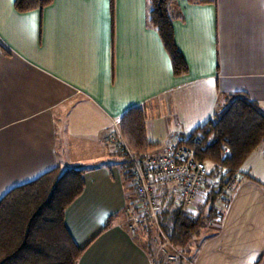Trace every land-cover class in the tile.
<instances>
[{
  "label": "crops",
  "instance_id": "crops-1",
  "mask_svg": "<svg viewBox=\"0 0 264 264\" xmlns=\"http://www.w3.org/2000/svg\"><path fill=\"white\" fill-rule=\"evenodd\" d=\"M13 1L0 0V198L52 168H80L83 190L64 213L84 247L76 264H152L127 228L124 160L102 136L143 106L157 154L236 92L264 110V0H172L182 74L148 24L147 0H52L27 12ZM238 176L186 264H264V142Z\"/></svg>",
  "mask_w": 264,
  "mask_h": 264
},
{
  "label": "trees",
  "instance_id": "trees-1",
  "mask_svg": "<svg viewBox=\"0 0 264 264\" xmlns=\"http://www.w3.org/2000/svg\"><path fill=\"white\" fill-rule=\"evenodd\" d=\"M207 2L213 0H195ZM52 0H14L18 12L42 9ZM148 24L158 32L174 74L187 71L186 62L174 41L169 6L172 0H147ZM146 115L143 106L129 108L120 118L119 129L128 146L137 153L151 150L146 137ZM194 157L212 164L209 177L218 184L208 185L205 199L193 211L175 207L167 188H159L161 211L158 223L164 236L184 253L189 252L193 238L214 217V203L223 187L232 183L250 153L264 142V110L245 92L230 96L224 106L186 136ZM198 138L199 142L193 141ZM123 158V157H122ZM124 167L125 162L123 163ZM126 169V168H125ZM126 176H129L125 170ZM237 179L232 188L237 184ZM84 187L82 170L52 168L34 180L15 186L0 198V264H76L84 247L70 235L65 222L66 208ZM222 204L227 202L223 197ZM210 207L205 210V204ZM219 219V218H218ZM112 218H108L104 227ZM145 247H151L152 264H172L155 254L152 242L155 231L149 223L141 225ZM213 230V229H212ZM210 232L204 234L202 238ZM201 238V239H202ZM203 240V239H202ZM176 264H184L179 257Z\"/></svg>",
  "mask_w": 264,
  "mask_h": 264
},
{
  "label": "built area",
  "instance_id": "built-area-1",
  "mask_svg": "<svg viewBox=\"0 0 264 264\" xmlns=\"http://www.w3.org/2000/svg\"><path fill=\"white\" fill-rule=\"evenodd\" d=\"M186 138L177 132H170L162 152L148 154L137 153L128 146L120 132L119 122L114 121L113 128L102 136L104 142L123 157L131 179L134 197L124 208L128 231L135 236L142 224L149 223L156 233L152 242L158 255L171 260L182 255L179 252L169 254L167 251V246L171 248L174 245L159 227V188H167L174 206L189 212L195 204L204 200L209 184H218L217 180H210L211 165L194 157L193 149L185 142ZM193 141L199 142V139L194 138ZM238 175H234L233 182L238 179ZM231 188V183L223 187L219 202L230 193Z\"/></svg>",
  "mask_w": 264,
  "mask_h": 264
},
{
  "label": "rangeland",
  "instance_id": "rangeland-1",
  "mask_svg": "<svg viewBox=\"0 0 264 264\" xmlns=\"http://www.w3.org/2000/svg\"><path fill=\"white\" fill-rule=\"evenodd\" d=\"M116 153V152H115ZM207 165H211V167L213 166L212 164H207ZM238 180V179H237ZM239 181V180H238ZM238 181H237V183H238ZM235 182V181H234ZM234 182H232L231 183V186H232V184L234 183ZM234 188V187H233ZM231 192H232V188H231V191H230V193L228 194V195H226V197L228 198L229 197V195L231 194ZM205 199V198H204ZM199 204H201V202H199V203H197V204H195L194 206H193V208L194 209H196L197 208V206L199 205ZM214 205H215V208H216V211L215 212H221V205H223L222 204V202L220 201L219 202V200H217L215 203H214ZM210 207V203H206L205 204V210H207L208 208ZM194 209L192 210L193 212H194ZM218 218L219 217H214V219H211L210 221H208L207 223H206V225H205V227L204 228H202L200 231H199V233H198V236H195L194 238H193V241H192V244H191V246H190V248H189V252H187V253H184L180 248H178L177 246H175L174 245V247H171L170 248V246H167L166 248H167V251H168V253L170 254V252H175V253H177V252H179V253H181V255L182 256H180V258L182 259V261L184 262V264H186L187 262H188V260H189V258H190V256H192L193 254L192 253H194L195 251H196V249H197V247H198V245L201 243V241H202V236L204 235V234H206V233H208V232H210V231H212V229H215L217 226V222H218ZM142 230H141V226L138 228V230H137V233H136V238H138V239H140V238H143L144 239V236H142ZM156 233H153V236L155 235ZM153 236H152V239H153ZM202 238V239H201ZM166 261H168V262H173L172 264H176V262H177V260L179 259V257H176V258H174L173 260H171V259H169V258H164Z\"/></svg>",
  "mask_w": 264,
  "mask_h": 264
}]
</instances>
